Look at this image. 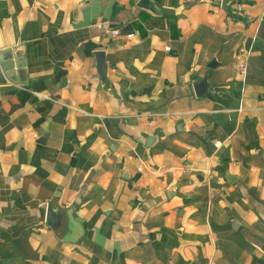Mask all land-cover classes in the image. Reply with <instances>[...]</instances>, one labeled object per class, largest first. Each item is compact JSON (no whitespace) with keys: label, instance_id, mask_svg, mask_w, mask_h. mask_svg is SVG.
Instances as JSON below:
<instances>
[{"label":"crops","instance_id":"crops-1","mask_svg":"<svg viewBox=\"0 0 264 264\" xmlns=\"http://www.w3.org/2000/svg\"><path fill=\"white\" fill-rule=\"evenodd\" d=\"M138 1L0 0V264H264V0Z\"/></svg>","mask_w":264,"mask_h":264},{"label":"water","instance_id":"water-1","mask_svg":"<svg viewBox=\"0 0 264 264\" xmlns=\"http://www.w3.org/2000/svg\"><path fill=\"white\" fill-rule=\"evenodd\" d=\"M229 0H223L222 2V9L224 11H226V5L228 3ZM137 7L148 10L152 13H158V11L155 9L154 5L149 1V0H139L137 3ZM166 10H161L162 14H166ZM95 56L98 58L99 62H98V73L100 75H104L105 73V62L102 59L103 55L101 52L95 54ZM207 80H203L200 84H198L195 88L196 91V95H202L204 92L205 87L207 86ZM46 212H45V223H47L51 228L54 227V225L56 224V218H55V214L52 210V208H49V205H46Z\"/></svg>","mask_w":264,"mask_h":264},{"label":"built area","instance_id":"built-area-1","mask_svg":"<svg viewBox=\"0 0 264 264\" xmlns=\"http://www.w3.org/2000/svg\"><path fill=\"white\" fill-rule=\"evenodd\" d=\"M89 0H85V2H88ZM264 21V15L259 19V22H263ZM113 36H118V32H112ZM166 51H169V48H166ZM238 70L240 72V74L245 75L246 74V64L245 62H241L238 66Z\"/></svg>","mask_w":264,"mask_h":264}]
</instances>
